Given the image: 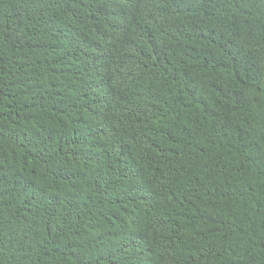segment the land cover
Wrapping results in <instances>:
<instances>
[{
  "label": "trees",
  "instance_id": "obj_1",
  "mask_svg": "<svg viewBox=\"0 0 264 264\" xmlns=\"http://www.w3.org/2000/svg\"><path fill=\"white\" fill-rule=\"evenodd\" d=\"M0 264H264V0H0Z\"/></svg>",
  "mask_w": 264,
  "mask_h": 264
}]
</instances>
